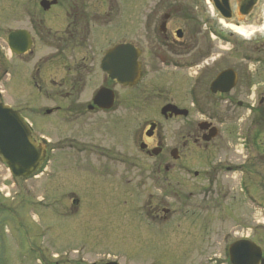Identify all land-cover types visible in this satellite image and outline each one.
I'll return each instance as SVG.
<instances>
[{"label": "flooded vegetation", "instance_id": "1", "mask_svg": "<svg viewBox=\"0 0 264 264\" xmlns=\"http://www.w3.org/2000/svg\"><path fill=\"white\" fill-rule=\"evenodd\" d=\"M232 33L209 0H0V101L44 152L26 175L0 161V264L46 249L45 228L33 237L34 223L16 207L33 203L34 179L48 185L55 137L38 130L33 109L6 99L5 87L12 96L18 80L30 86L27 97L53 102L35 112L60 129L59 149L73 152L79 191L87 185L101 203L117 187L138 192L145 221L158 225L207 208L214 188L233 189L222 178L236 176L242 201L256 209L252 131L264 129V78L256 72L264 69V31L255 30L263 40L244 58L254 67L242 62ZM115 45L121 51L109 55ZM81 199L69 202L76 209ZM39 203L49 206L43 196Z\"/></svg>", "mask_w": 264, "mask_h": 264}, {"label": "rangeland", "instance_id": "2", "mask_svg": "<svg viewBox=\"0 0 264 264\" xmlns=\"http://www.w3.org/2000/svg\"><path fill=\"white\" fill-rule=\"evenodd\" d=\"M261 7L263 1H260L259 12L262 10ZM263 22L264 16L259 24ZM6 23L9 24L10 20ZM246 25L243 23L241 27ZM230 26H226V29L232 30ZM257 30L260 33L262 32L260 30L264 29L257 28ZM235 32L232 34L241 45L242 62L251 63L244 58L256 53L252 50L254 47L252 41L261 42L262 37L255 38L256 33L253 29L247 34L239 29ZM229 61L234 62L232 58ZM251 66L254 67V63H251ZM256 72L260 73V79L264 78V69ZM5 90L8 101L13 104L23 103L34 110L29 114L40 132L44 131L55 137L52 139L55 145L50 144L53 150L49 155L47 167L48 185L42 181V176L34 179L31 196L33 203L18 204L16 207L24 209L25 217L30 218L34 223L33 237L45 228L46 235L40 238L39 245L46 249L42 256H39L40 254L39 257L35 256L37 253H34L27 262L14 258L15 264H104L110 259L120 264H229L225 245L233 238L245 233H253V240L260 246L264 245V207H260L264 202L262 125H258L252 131L257 138L253 173L256 180L254 194L259 200L256 209L250 208L242 201L244 198L241 199L236 190V176H234L233 181L222 178L229 184L231 182L233 189L224 190V195L223 189L219 188H214L213 192L209 193L207 200H210V204L207 208L180 218L170 217L168 221L156 225L145 221L142 215V195L138 192L125 193L118 187L114 192L106 189L101 203L97 197L95 198L97 192L87 191V185L84 191H79L73 152L69 149L65 151L59 149V141L56 137L60 129L54 128L51 123L46 122L45 117L35 112L38 106L53 102L50 99L42 100L37 95L32 98L27 97V93L24 92L30 91V86L26 84L24 87L19 80L15 86L17 92L12 96L8 95V86ZM51 118L55 120V117L51 116ZM54 126L56 127L55 124ZM62 126L67 128L66 133L73 134L74 123ZM198 165L200 164L194 163L191 168L201 169L202 166ZM90 176L98 181L101 179L98 173ZM218 178L220 186V175ZM198 180L200 183L203 181L200 177ZM101 182L105 183L104 180ZM75 195L82 197L76 209L75 203L69 202ZM40 196L44 197L45 202H49V206L36 204V199ZM11 262L7 260L6 264H13Z\"/></svg>", "mask_w": 264, "mask_h": 264}, {"label": "water", "instance_id": "3", "mask_svg": "<svg viewBox=\"0 0 264 264\" xmlns=\"http://www.w3.org/2000/svg\"><path fill=\"white\" fill-rule=\"evenodd\" d=\"M213 6L218 12H223L226 10L230 13V8L234 5L237 9L238 15L245 19H250L252 11L257 7L259 0H211ZM248 12V14H244ZM250 12V13H249ZM116 50V47L111 50L110 54ZM9 112V108L6 105L0 104V132H3L2 136L6 138L0 142V147H6L0 149V155L2 154L3 160H5L11 167L14 168L16 165L14 162L17 160L19 166L22 165L24 157L20 154L16 156L15 152L21 153L28 149L31 153V146L33 147V167L38 163L41 158L42 148L38 147L34 141L31 140L29 136L21 132L23 128L22 123L17 117L16 113L12 115H5V112ZM14 121H18L17 124ZM38 150V151H37ZM229 259L233 264H255L256 259L259 256V249L253 243L246 240L234 241L228 247ZM106 264H117L116 262L109 261Z\"/></svg>", "mask_w": 264, "mask_h": 264}, {"label": "bare ground", "instance_id": "4", "mask_svg": "<svg viewBox=\"0 0 264 264\" xmlns=\"http://www.w3.org/2000/svg\"><path fill=\"white\" fill-rule=\"evenodd\" d=\"M261 1H263V7H261L262 10H261V12H259V16H264V0H261ZM221 24H223V22ZM225 26L228 27L227 24ZM259 26H261V25L259 24ZM230 27L235 28L236 30L239 29L244 34L249 33L250 29H253V26H250V25H246L244 27H241V26H237V27L230 26ZM245 27L247 28L246 30L244 29Z\"/></svg>", "mask_w": 264, "mask_h": 264}]
</instances>
